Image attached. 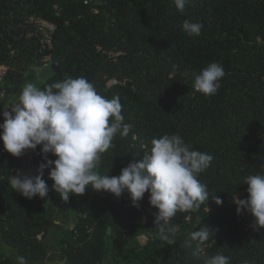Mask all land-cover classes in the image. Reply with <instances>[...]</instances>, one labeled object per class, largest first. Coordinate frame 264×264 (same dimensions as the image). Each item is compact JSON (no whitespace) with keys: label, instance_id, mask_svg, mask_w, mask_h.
Returning a JSON list of instances; mask_svg holds the SVG:
<instances>
[{"label":"trees","instance_id":"obj_1","mask_svg":"<svg viewBox=\"0 0 264 264\" xmlns=\"http://www.w3.org/2000/svg\"><path fill=\"white\" fill-rule=\"evenodd\" d=\"M40 19L55 30L44 33ZM186 19L203 22L199 36L185 34ZM47 57L61 67L44 80ZM211 62L225 76L217 93L205 96L193 84ZM2 65L0 112L26 84L43 89L68 77H85L102 96L120 97L132 128L102 154L103 175L141 160L163 134H179L214 159L198 176L213 192L207 205L178 212L169 223L176 243L167 245L155 235L158 209L148 192L134 206L127 191L117 198L89 186L65 202L46 168L48 195L28 199L10 184L17 170L25 173V153L15 157L0 141V264H17V256L27 264H206L218 252L231 264H264V228L247 211L237 214L233 198L247 197L244 177L264 173V140L257 143L264 139V0H190L186 14L173 0H0ZM28 150L38 174L41 146ZM78 202L82 214L63 228L60 251H50L48 233L60 217L71 219ZM207 227L213 234L203 251L195 241L185 246L193 231Z\"/></svg>","mask_w":264,"mask_h":264},{"label":"clouds","instance_id":"obj_2","mask_svg":"<svg viewBox=\"0 0 264 264\" xmlns=\"http://www.w3.org/2000/svg\"><path fill=\"white\" fill-rule=\"evenodd\" d=\"M175 8L186 14L190 0H173ZM203 22L184 20L182 30L188 36H199ZM225 76L223 66L211 62L194 79V90L205 96L215 95L219 81ZM0 115V141L4 149L15 157L26 150L41 146L44 161L35 175L17 170L11 175L13 190L28 199L44 198L49 186L43 179L44 170L54 181L52 188L67 202L70 195H82L89 186L94 191L110 192L117 198L125 191L134 206L149 193V203L158 209L153 221L156 237L167 245L176 243L175 229L169 223L178 212H188L207 205V185L200 182L199 174L206 171L214 157L193 149L179 134H163L153 138L151 148L141 160L123 167L119 175H103L98 171L101 156L111 147L117 133L127 136L132 125L124 123L119 96L109 99L99 94L85 77H68L43 89L26 84L18 97L13 98ZM51 154L55 159H49ZM247 197H233L237 214H252L255 225L264 228V173L244 177ZM217 204L220 197L213 196ZM209 228L193 231L186 247L197 243V251L208 241ZM213 234V233H212ZM143 243V240L138 237ZM17 264H27L25 257L17 256ZM206 264H231L229 256L216 253Z\"/></svg>","mask_w":264,"mask_h":264},{"label":"rangeland","instance_id":"obj_3","mask_svg":"<svg viewBox=\"0 0 264 264\" xmlns=\"http://www.w3.org/2000/svg\"><path fill=\"white\" fill-rule=\"evenodd\" d=\"M52 63H53V61H51V59L49 57H47L45 67H49ZM9 103L10 102L6 103L5 108L8 107ZM24 156H25L26 161H28V163L25 164V174L35 175L34 168L29 164V160L31 159L30 151L26 150ZM81 214H82V202H78L73 209L71 219L65 220L62 217L59 218V224L60 225L53 227L50 230V232L48 233L47 238L45 240L46 244L50 248V251H52V250H56V252L60 251V249H61L60 240L64 234L63 228L67 225L72 224L74 222V217L76 215L80 216ZM33 264H49V263L39 261V262H36Z\"/></svg>","mask_w":264,"mask_h":264},{"label":"built area","instance_id":"obj_4","mask_svg":"<svg viewBox=\"0 0 264 264\" xmlns=\"http://www.w3.org/2000/svg\"><path fill=\"white\" fill-rule=\"evenodd\" d=\"M39 25H40V29L46 33V34H50L52 33L55 28H56V25L54 23H51L47 20H43V19H40L39 20ZM7 71V66L6 65H2L0 66V85H3V82H4V74L6 73ZM4 96V93H0V98H2Z\"/></svg>","mask_w":264,"mask_h":264},{"label":"water","instance_id":"obj_5","mask_svg":"<svg viewBox=\"0 0 264 264\" xmlns=\"http://www.w3.org/2000/svg\"><path fill=\"white\" fill-rule=\"evenodd\" d=\"M60 67H61V63H60V62H54V63L51 64L50 68H49V67H45V68H43V69L40 71L39 75H40L44 80H46V79L52 74V72H58L59 69H60ZM131 84H132V83L129 82V85H131ZM263 140H264V139H263L262 137H261V138H258V139H257V143H262ZM109 231H110V230H109Z\"/></svg>","mask_w":264,"mask_h":264}]
</instances>
